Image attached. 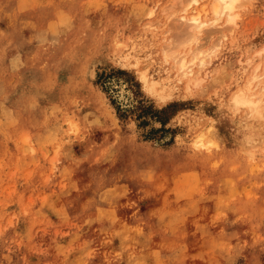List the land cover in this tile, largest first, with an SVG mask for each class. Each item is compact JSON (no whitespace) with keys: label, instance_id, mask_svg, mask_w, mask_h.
<instances>
[{"label":"rangeland","instance_id":"374dc122","mask_svg":"<svg viewBox=\"0 0 264 264\" xmlns=\"http://www.w3.org/2000/svg\"><path fill=\"white\" fill-rule=\"evenodd\" d=\"M187 1L0 0V264H264V0Z\"/></svg>","mask_w":264,"mask_h":264},{"label":"bare ground","instance_id":"6f19581e","mask_svg":"<svg viewBox=\"0 0 264 264\" xmlns=\"http://www.w3.org/2000/svg\"><path fill=\"white\" fill-rule=\"evenodd\" d=\"M191 1L194 0H188L184 6H188ZM238 0H212L211 3V13L213 16V21H216L220 19L222 16L227 14V20L229 22H232L234 19V16L232 14V11L236 5V2ZM193 10L195 8H192ZM204 8L202 7L199 11H197L195 14H192L191 17L188 19L189 21L192 22V26L194 28L200 26L203 21H200L201 15L200 13L202 12ZM204 11V10H203ZM200 21V22H199ZM151 24V23H149ZM199 31V30H198ZM204 57L202 56L201 53H196V56H194L193 59H191L190 62L195 63L197 62L198 65H202L204 62ZM191 65H187L186 62H184V59H181L180 61V66L179 69L181 70V74H187L188 69H190ZM258 67V66H257ZM256 68V67H255ZM253 75V74H252ZM263 74L260 75H253L251 79L249 80V83L246 85V90L249 91V86L252 84L253 80H258L259 78L262 77ZM139 78L144 82V84L147 86L149 90H155L156 86L153 85V81H147L145 74L142 72L139 73ZM263 84V83H262ZM261 89H264V84ZM157 91H155L156 93ZM234 102L236 106L239 108L241 106L246 107L249 116H251L254 119H257L260 122V126L262 127V131L264 133V91H261L258 95L255 93H237L234 96ZM247 114V115H248ZM203 135H198L196 137L195 143L196 145H201L203 142Z\"/></svg>","mask_w":264,"mask_h":264}]
</instances>
